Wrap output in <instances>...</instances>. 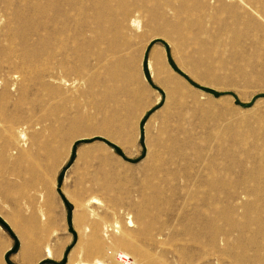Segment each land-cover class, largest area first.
I'll use <instances>...</instances> for the list:
<instances>
[{
	"label": "rangeland",
	"instance_id": "obj_1",
	"mask_svg": "<svg viewBox=\"0 0 264 264\" xmlns=\"http://www.w3.org/2000/svg\"><path fill=\"white\" fill-rule=\"evenodd\" d=\"M185 1L118 0L141 29L113 32L82 74L70 59L57 75L67 85L9 48L50 43L42 27L0 32V264H120L110 252L128 250L102 224L119 225L144 264H264V44L227 39L241 13L231 0ZM90 211L101 254L83 235Z\"/></svg>",
	"mask_w": 264,
	"mask_h": 264
},
{
	"label": "bare ground",
	"instance_id": "obj_2",
	"mask_svg": "<svg viewBox=\"0 0 264 264\" xmlns=\"http://www.w3.org/2000/svg\"><path fill=\"white\" fill-rule=\"evenodd\" d=\"M84 1L85 0H0V32L2 30L10 32L15 28L17 29V27L22 25L27 26L31 23L42 27L45 35L42 34L40 36L43 37V39H48L47 41L50 43H40V40L37 39L39 43H9V48L12 52H16L15 49L20 47V51L23 54L24 65L27 68L34 66L38 67L44 60H47V62L49 61L51 67L48 77L53 81H60L67 85L69 80L64 76L57 78V75H63L64 69L70 68V62H72L70 59L78 60V64H76L73 70L74 72L76 71L82 74L84 61L92 57L97 60L100 57V52L98 50L99 44H111L117 41L118 37L113 36V32L122 35L120 38H122L123 41L126 38V36L123 37V35H126L128 31H139L141 29V19L139 15H130L134 8L131 4L128 5L126 2L118 3V0H86L87 4L84 6ZM231 2L234 7L235 5H239L241 13L237 14L235 11V14L238 15L236 22L238 21L239 23V31L235 32L233 37L228 36L227 39L229 41L231 40L233 43L264 44V0H231ZM141 5H143V3H141ZM154 7L161 11L165 8V5L158 4ZM181 8L201 11L204 9V0H200L198 3L197 0L185 1ZM70 31L72 32L71 36L69 34L65 35ZM160 34H162V32ZM57 39L60 43H52ZM58 56H63V60L57 62ZM151 59H153V57ZM151 64V62L148 64L149 70L152 68ZM115 68L119 69V65H115ZM80 77L84 78L82 75ZM73 83L76 84L78 82L75 79ZM23 132L21 131L19 133L21 140L27 138L26 134ZM95 202L96 200L92 199L91 203ZM90 212V216L94 217L96 221L91 229L85 226L86 228L83 235L92 238V243L88 248V252L90 254H101L104 249L103 239L100 234L101 223L98 219L99 216L94 211ZM73 220H75V218H73ZM129 223L130 227L135 226L132 221H129ZM102 226H104L103 231L107 232V234L113 229L117 233L119 232L115 240V245L113 246L128 250V252L111 251L110 255L112 258H115L117 254H125L129 257L131 256L130 258L133 260L129 264H144L146 254L141 252V250L133 244L131 239L121 232L119 225L102 224ZM148 232H151L150 228ZM107 234L104 233V236L107 237ZM150 239H153V237L150 236ZM155 240L153 242H155ZM19 251L21 260L28 257V253L22 246ZM51 255V247H46V256L50 257ZM80 261L71 263L70 259H68V264H89ZM117 263L119 262L117 261ZM94 264H103V262L96 258Z\"/></svg>",
	"mask_w": 264,
	"mask_h": 264
},
{
	"label": "water",
	"instance_id": "obj_3",
	"mask_svg": "<svg viewBox=\"0 0 264 264\" xmlns=\"http://www.w3.org/2000/svg\"><path fill=\"white\" fill-rule=\"evenodd\" d=\"M170 65L172 66V68L174 69V70H177L175 67H174V65H173V63L170 61ZM146 67H147V62L145 61V63H144V68H145V70H146ZM185 76V75H184ZM207 92H209V93H211L212 95H214V96H218V94L219 93H217V92H215V91H211V90H209V89H207V88H204ZM75 148H76V146H74V148H73V154H72V159L74 158V156H75ZM116 148V150L118 151V153L119 154H121V151L119 150V148L116 146L115 147ZM61 181H62V175L60 176V178H59V191H61V188H60V186H61ZM63 201H64V203L66 204V206L70 209V207H69V205H68V203H67V201H66V199L65 198H63ZM70 211V210H69ZM68 223H69V228L72 230V228H71V215H70V217H69V221H68ZM0 224H2V225H6L7 226V224L3 221V220H1L0 219ZM18 247V243H16L15 244V248L13 249V251H15L16 250V248ZM67 262V257L65 256V258H64V260H63V263L62 264H65Z\"/></svg>",
	"mask_w": 264,
	"mask_h": 264
},
{
	"label": "built area",
	"instance_id": "obj_4",
	"mask_svg": "<svg viewBox=\"0 0 264 264\" xmlns=\"http://www.w3.org/2000/svg\"><path fill=\"white\" fill-rule=\"evenodd\" d=\"M115 258L120 264H129L132 260L129 256L125 254H117Z\"/></svg>",
	"mask_w": 264,
	"mask_h": 264
},
{
	"label": "crops",
	"instance_id": "obj_5",
	"mask_svg": "<svg viewBox=\"0 0 264 264\" xmlns=\"http://www.w3.org/2000/svg\"><path fill=\"white\" fill-rule=\"evenodd\" d=\"M153 62H154V64H155V62L158 60V54H155L154 53V55H153ZM148 64H149V62H148ZM149 68V67H148Z\"/></svg>",
	"mask_w": 264,
	"mask_h": 264
},
{
	"label": "trees",
	"instance_id": "obj_6",
	"mask_svg": "<svg viewBox=\"0 0 264 264\" xmlns=\"http://www.w3.org/2000/svg\"><path fill=\"white\" fill-rule=\"evenodd\" d=\"M3 226H5V227L7 228V226H6V225H3Z\"/></svg>",
	"mask_w": 264,
	"mask_h": 264
}]
</instances>
